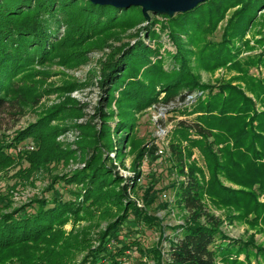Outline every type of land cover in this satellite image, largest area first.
<instances>
[{
	"label": "trees",
	"instance_id": "16d2710c",
	"mask_svg": "<svg viewBox=\"0 0 264 264\" xmlns=\"http://www.w3.org/2000/svg\"><path fill=\"white\" fill-rule=\"evenodd\" d=\"M162 17L165 22L153 19L146 24L140 7L117 9L94 5L89 0H0V171L15 163L11 150L27 141L38 140L40 149L35 154L20 155V165L28 167L11 176L15 180L28 178L40 164L46 167L71 156L70 152L61 151L57 143L65 129L51 124L77 107H56L12 138L7 135L28 114L27 110L37 107L49 92L41 89L45 81L36 79L34 69L56 57L66 67L78 66L87 60L84 48L91 42H120L129 31L142 28L129 34L128 42L114 47L101 70L107 108L110 110L115 103L119 110L116 130L124 133L122 145L135 128L137 114L157 104L184 103L189 95L202 93L195 105L177 107L175 111L194 116L192 124L180 122L179 136L190 144L189 157L193 148L201 150L211 175L204 183L198 177L200 171L191 167L179 186L178 201L189 214L190 224L178 229L175 239L166 238L169 250L165 264H216L218 260L225 264H250L252 258L264 264V248L251 240H233L222 235L220 221L208 212L204 201L207 195L215 206L232 209L238 220L264 230V203L259 200L264 195V79L249 75L252 67L264 66V53L240 58L243 50H255L245 38L254 25L264 21V0H209L190 12ZM225 19L221 39L216 41L213 36ZM257 34L261 37L256 43L264 47V29ZM164 35L176 46V53L164 49ZM166 60L170 62L167 69ZM222 67L239 74L235 80L245 84L255 102L241 86L226 83L212 87L199 83L195 71L211 72ZM257 104H261L263 111H257ZM113 115L102 114V137L91 132L90 127L89 133L87 130V148H93L94 155L84 169L66 177H54L46 190L50 197L36 198L13 211L0 212V264H34L29 260L34 258L30 254L33 251L48 257L35 264H55L53 258L67 262L66 255L73 256L85 249L87 242L80 243L77 237L61 243V227L70 219L90 220L95 208L104 212L106 206L117 205L119 199L115 200L126 194V188L118 191L113 187L117 183L113 161L104 158L105 152L115 148L108 124ZM191 134L201 139L191 140ZM178 145H173L172 151L179 155L180 173L184 174L185 158ZM143 156L142 150L138 164ZM139 176L137 172L136 177ZM225 183L239 189L226 187ZM148 199L147 204H152L153 200ZM122 211L126 215L109 224L100 238V247L89 251L92 264H100L102 258L106 260L103 264H123L128 251L140 248L138 241L126 239L116 253L108 247L112 233L118 235L130 215L137 224L159 226L147 211L132 203ZM219 241L222 243L217 245ZM151 253L158 264H163L158 248ZM240 255L245 256L244 261L238 259Z\"/></svg>",
	"mask_w": 264,
	"mask_h": 264
},
{
	"label": "rangeland",
	"instance_id": "374dc122",
	"mask_svg": "<svg viewBox=\"0 0 264 264\" xmlns=\"http://www.w3.org/2000/svg\"><path fill=\"white\" fill-rule=\"evenodd\" d=\"M233 11L231 12L233 13ZM231 12L229 16L232 14ZM153 19L165 22V18L162 16H152ZM226 20L219 24L213 36L214 40L220 41ZM263 23L264 21L259 25H254L247 34L245 39L250 42V46L254 47L255 50L252 52L243 50L241 59H246L248 56H259L264 53V47L256 43L257 39L261 37L257 32L264 29ZM139 29L142 28L129 31L120 42L110 39L108 41L103 40V42L94 41L86 45L84 56L87 60L78 66L66 67L60 64V58L56 57L45 66L36 67L34 69V72L37 73L35 75L36 79L45 81L41 89L45 91L49 89V92L45 93L37 107L28 109V114L20 120L14 130L7 134L9 138H12L18 131L26 129L30 124L35 123L38 118L50 113L56 107L66 106L70 107L69 109L77 107V110L65 112L63 118L55 120L51 124V127L65 129L57 138V143L60 144L61 151L71 153L69 160L52 163L46 167L40 164L37 166L35 173L28 178L15 180L11 176L21 168L28 167V164L20 165L22 163L20 155L22 153L35 154L40 149V142L38 140L27 141L11 150L10 155L15 163L0 171V212L13 211L28 205L31 200L36 198L50 197L51 193L46 192V190L54 177H66L74 171L84 169L86 162L94 155L93 148H87L90 147V140H88L86 134L87 130L90 127L91 132L102 137L101 131L104 127L102 114L107 113L110 115L114 113L108 124L112 130L115 148L110 153L105 152L104 158L110 157L113 161V175L117 180L113 187H117L118 191L126 188V194L115 200L118 201L119 199L117 205L109 204L106 206L104 212L95 208L90 215V220L83 218L75 222L70 219L64 224L61 227L64 234L61 243L66 244L77 237L78 242L86 241L87 246L83 251H77L73 256L66 255L67 262L53 258L52 261L55 264H90L92 258L89 257V251L100 247L102 234L107 232L111 222H116L120 217L126 215L122 210L130 203L141 210L147 211L149 216L157 220L159 226L149 228L142 222L137 224L138 221L130 215L125 224L120 227L118 235L112 233L113 236L108 243L110 252H118L125 245V239L136 240L139 242L140 248L128 251L122 260L123 264H158L155 255L151 253L154 248H158L161 252L163 255L162 263L165 264L168 258L166 253L169 250V243L166 238L175 239L176 234L179 233L178 229L190 224L189 214L184 211L178 201L179 186L186 180V175L191 167H195L200 171L198 177L202 182L207 183L211 178L206 158L201 150L198 147L193 148L189 157L187 149H189L190 144L186 139L179 136L177 129L180 122L187 121L192 124L194 116L190 114L182 115L181 112L175 111L177 107L195 105L202 93L195 92L193 95H189L184 103H172L169 106L157 104L137 114L135 128L127 135L128 140H126L125 146L122 145L124 133H119L116 130L119 110L115 103L110 110L107 108L106 91L103 90L101 84V70L114 47L116 49L122 43L128 42L130 39L128 35L136 33ZM162 41L164 49L172 53L177 52L176 46L167 35L163 36ZM146 42L148 43L147 40ZM164 49L162 52H164ZM169 65L170 62L166 60V69ZM195 74L200 84L218 87L222 84L232 83L241 86L246 92L245 84L235 80L236 77H239V74L228 67H222L211 72L205 70L195 71ZM249 75L257 79H264V66L252 67L249 70ZM68 87H71V90H67ZM246 94L255 102L253 95L248 92ZM163 97L164 94H161L160 98ZM256 109L259 112L263 111L261 104H257ZM189 138L191 140L201 139V137L194 134H191ZM175 144H179L177 148L182 153L183 159L185 158L184 174L180 173L179 155L172 151V146H175ZM117 148H119V151H116ZM142 150L144 156L139 165L138 156ZM118 155L121 156V159L117 158ZM137 172L140 173L139 177H136ZM151 185H155L154 189L151 188ZM225 185L229 188L239 189V186L231 183H225ZM70 188L68 187V189ZM146 197H149L148 201L153 200V203L148 205ZM65 198H70L68 190ZM259 200L264 203V195L260 196ZM121 201L122 204H120ZM204 201L208 212L220 221L222 235L233 240H251L257 246L264 248V230L262 228H254L248 223L238 220L236 218L238 214L234 210L215 206L207 195H205ZM202 222L205 223L206 220H202ZM219 243L220 241L217 245L222 242ZM88 245L89 248L87 249ZM30 254L34 258L29 260L34 264L48 260L47 256L36 251ZM238 259L244 261L245 256L240 255ZM259 260L252 258L250 264H258ZM99 261L100 264H103L106 260L102 258ZM216 264L225 263L218 260Z\"/></svg>",
	"mask_w": 264,
	"mask_h": 264
},
{
	"label": "water",
	"instance_id": "95a60500",
	"mask_svg": "<svg viewBox=\"0 0 264 264\" xmlns=\"http://www.w3.org/2000/svg\"><path fill=\"white\" fill-rule=\"evenodd\" d=\"M94 5L112 6L117 9L140 7L146 24L152 21V16L166 15L170 18L194 10L209 0H89Z\"/></svg>",
	"mask_w": 264,
	"mask_h": 264
},
{
	"label": "built area",
	"instance_id": "2783aa9c",
	"mask_svg": "<svg viewBox=\"0 0 264 264\" xmlns=\"http://www.w3.org/2000/svg\"><path fill=\"white\" fill-rule=\"evenodd\" d=\"M160 153L162 154V151Z\"/></svg>",
	"mask_w": 264,
	"mask_h": 264
}]
</instances>
